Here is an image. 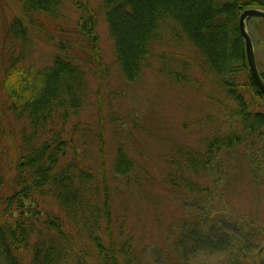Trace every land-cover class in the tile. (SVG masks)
<instances>
[{
  "label": "rangeland",
  "instance_id": "rangeland-1",
  "mask_svg": "<svg viewBox=\"0 0 264 264\" xmlns=\"http://www.w3.org/2000/svg\"><path fill=\"white\" fill-rule=\"evenodd\" d=\"M84 1H66L56 18L37 15L24 57L7 68L5 57L12 42L7 41L4 28L22 12L18 0H0V111L14 101L10 96L13 87L22 86V80L31 83L39 78L36 76H43L61 48L67 49L74 40L73 47L85 48L88 59L93 60L87 66L80 59L88 67L87 97L77 114H71L62 127L61 122L56 126L63 129L61 137L69 143L70 156L80 157L98 173L102 164L110 176L117 223L111 227L112 234L110 229L102 233L104 242L121 248L126 245L136 264H264V180L254 178L251 172L257 166H248L232 152L227 156L228 166L211 164L204 177L202 173L191 177L209 191H175L167 184L168 173L176 170L170 167V158L178 159L184 151L201 157L206 139L228 126L224 117L227 108L219 111L222 103L227 104L219 76L199 65L205 61L197 49L179 42L174 32L164 34L169 46H155L166 55L190 61L191 68L177 67V72L182 71L177 73L179 81L165 74L175 67L170 58L164 64L170 67L160 71L157 48L145 59L140 75L128 80L102 0H87V6ZM90 16L96 19V49L78 34L84 30L81 21ZM246 27L264 79V20L248 17ZM244 50L248 68L246 42ZM238 80L244 81V76ZM30 90L36 92L37 85L32 84ZM27 126L25 117L14 112L0 116V175L7 180L20 158L17 150ZM119 148L134 162L132 180L113 178ZM214 178L224 180L218 189L214 188ZM1 190L6 193L5 186ZM39 200L45 211H56L53 199ZM89 258V264H97L96 258ZM133 259L123 254L121 264H130Z\"/></svg>",
  "mask_w": 264,
  "mask_h": 264
},
{
  "label": "trees",
  "instance_id": "trees-1",
  "mask_svg": "<svg viewBox=\"0 0 264 264\" xmlns=\"http://www.w3.org/2000/svg\"><path fill=\"white\" fill-rule=\"evenodd\" d=\"M18 1L22 15L7 21L4 28L7 41L12 42L5 57L7 68L24 57V48L33 36L31 31L36 29L37 15L59 17L63 3L70 0ZM86 3L87 0L84 6ZM102 3L118 60L128 80L140 75L145 59L155 53V45L169 46L164 34L176 32L173 36L179 42H188L200 53L205 64L199 65L216 73L222 81L227 104L222 103L219 111L224 107L228 110L224 116L227 128L220 127L206 139L201 157L184 151L178 159L170 158L169 165L176 170L168 173L167 184L175 191L182 188L198 193L209 191L191 177L201 173L204 177L211 164L223 162L228 166L227 156L232 152L248 166H257L251 169L252 176L262 182L264 94L255 85L245 63L238 20L247 8L264 9V0H102ZM81 24L84 30L78 33L80 38L88 39L96 49L95 17L84 18ZM72 42L67 49L61 48L43 76H36L39 78L31 83L22 80V86L13 87L10 96L14 101L0 111V116L14 112L28 122L17 150L20 158L13 167V176L7 180L0 175V264H89V256L96 258L97 264H121L123 254L128 260L133 259L126 252V245L121 248L104 242L102 233L110 229L112 234L111 227L117 223L113 186L106 167L101 164L98 173L80 157L70 156L66 146L69 143L61 137L63 129L56 126L61 122L62 127L71 114H77L87 97L88 67L80 59L87 66L93 60L88 59L85 48H75ZM157 52L160 71L170 67L164 65L169 61L166 58H170L175 67L165 74L174 75L179 81L177 73L182 71L177 72V67L189 68L190 61L166 55L165 50L158 48ZM241 75L244 81L238 80ZM32 84L37 85V91L31 93ZM119 150L113 178L132 180L134 162L124 150ZM221 153L225 155L223 159ZM213 181L215 189L224 183L218 178ZM4 186L6 193L1 190ZM46 197L53 199L56 211L44 210L39 198ZM130 264H136L135 260Z\"/></svg>",
  "mask_w": 264,
  "mask_h": 264
},
{
  "label": "water",
  "instance_id": "water-1",
  "mask_svg": "<svg viewBox=\"0 0 264 264\" xmlns=\"http://www.w3.org/2000/svg\"><path fill=\"white\" fill-rule=\"evenodd\" d=\"M251 16H257L264 20V10L247 9L242 13L240 20H238L241 35L243 36L245 40L244 42H246V55H247V61L249 62L248 63L249 73L254 83L256 84V86L260 89V92L264 94V79L259 73V70L256 64V59H255V52H253L254 51L253 42H252L251 36L249 32L247 31V27H246V20L248 17H251Z\"/></svg>",
  "mask_w": 264,
  "mask_h": 264
},
{
  "label": "bare ground",
  "instance_id": "bare-ground-1",
  "mask_svg": "<svg viewBox=\"0 0 264 264\" xmlns=\"http://www.w3.org/2000/svg\"><path fill=\"white\" fill-rule=\"evenodd\" d=\"M254 46V45H253Z\"/></svg>",
  "mask_w": 264,
  "mask_h": 264
}]
</instances>
